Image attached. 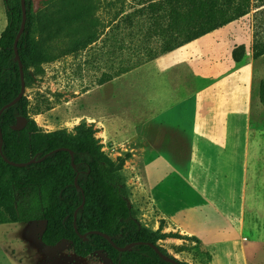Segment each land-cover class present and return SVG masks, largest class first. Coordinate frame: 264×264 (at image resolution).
<instances>
[{
  "label": "rangeland",
  "instance_id": "rangeland-1",
  "mask_svg": "<svg viewBox=\"0 0 264 264\" xmlns=\"http://www.w3.org/2000/svg\"><path fill=\"white\" fill-rule=\"evenodd\" d=\"M141 1H40L42 15L73 19L37 35L49 60L30 68V117L42 131L92 124L102 150L125 158L135 222L171 234L157 241L169 256L264 264V53L252 57L253 43L264 45V6L161 53L156 39L143 37ZM127 14L136 17L132 27ZM5 25L0 0V32ZM150 53L156 57L148 60ZM128 62L136 65L120 73ZM181 63L188 90L167 96L179 85L171 71ZM43 228L42 220L0 224V264H112L102 251L76 255L67 240L43 244Z\"/></svg>",
  "mask_w": 264,
  "mask_h": 264
},
{
  "label": "trees",
  "instance_id": "trees-1",
  "mask_svg": "<svg viewBox=\"0 0 264 264\" xmlns=\"http://www.w3.org/2000/svg\"><path fill=\"white\" fill-rule=\"evenodd\" d=\"M40 1L43 5L55 2L25 0V26L17 43L25 87L33 81L30 68L49 60L37 35L51 34L53 29L58 33L73 19L66 12H61L60 17L57 11L42 15ZM3 3L6 25L0 32V107L15 97L21 84L13 48L22 19L21 2L3 0ZM140 5L138 16L146 21L144 39H156L159 51L164 53L243 17L255 7L264 6V0H142ZM135 18L127 14L123 22L132 27ZM85 45L86 42L82 47ZM263 53L264 45L255 41L252 57ZM154 57L155 53L146 56L148 60ZM240 57L241 54L235 55V60ZM135 65L128 62L120 73ZM259 99L264 105V80L259 84ZM28 105L24 94L0 115L3 137L0 224L42 220L43 244L55 246L67 240L80 257L102 251L112 264H173L148 244H156L167 254L157 241L171 234L140 226L133 218L134 212L127 201L130 192L122 173L125 158L113 159L102 150L92 124L80 122L71 131L65 128L42 131L30 117ZM18 116L26 118L25 126L13 130L11 126ZM50 151L41 161L25 166H15L5 160L24 162L33 157L37 160ZM127 245L130 246L119 249ZM174 259L178 264H186Z\"/></svg>",
  "mask_w": 264,
  "mask_h": 264
},
{
  "label": "water",
  "instance_id": "water-1",
  "mask_svg": "<svg viewBox=\"0 0 264 264\" xmlns=\"http://www.w3.org/2000/svg\"><path fill=\"white\" fill-rule=\"evenodd\" d=\"M21 2V9H22V19H21V24H20V27H19V30L18 32L16 33L15 35V38H14V42H13V48H14V59L18 62V65H19V71H20V79H21V84H20V89L18 91V93L15 95V97L10 100L9 102L5 103L4 105H2L0 107V115L2 113V111L9 107V106H12L13 104H15L23 95H24V91H25V81H24V73H23V67H22V62L20 60V57L18 55V49H17V43H18V39L21 35V33L23 32L24 30V26H25V20H26V12H25V0H20ZM25 123H26V118L23 117V116H18L17 119H16V122L15 124H13L11 126V128L13 130H20L22 129L24 126H25ZM2 142H3V137H2V131H1V127H0V153H2L1 151V148H2ZM52 151L50 152H47L46 154H44L43 156H41L40 158H38L36 160L35 157L27 160V161H24V162H14V161H10L8 159H5L6 162L12 164V165H15V166H25L29 163H33L35 161H41L45 156L49 155ZM70 155H71V159L73 157V154H72V151H70ZM86 233L84 234H81V236H85ZM104 236L106 238H108V235L107 234H104ZM148 244L155 250V252L161 257L163 258L164 260L166 261H169V262H172L173 264H178L177 261L169 256L168 254H165L163 253L156 244H153L151 242H148ZM130 245H127V246H123L121 248H119L120 250H124L126 249L127 247H129Z\"/></svg>",
  "mask_w": 264,
  "mask_h": 264
},
{
  "label": "crops",
  "instance_id": "crops-1",
  "mask_svg": "<svg viewBox=\"0 0 264 264\" xmlns=\"http://www.w3.org/2000/svg\"><path fill=\"white\" fill-rule=\"evenodd\" d=\"M229 24V23H228ZM226 26V25H225ZM224 27V26H223ZM222 27H220V28H218V29H221ZM218 29H216V30H214V31H212V32H209V33H207V34H205V35H203V36H201V37H199V38H197V39H195V40H193V41H191V42H189V43H186V44H184V45H182V46H180V47H178V48H176V49H174L175 51H178L177 49H184V47H187V45H190V44H192V43H194V41H197L198 39H200V38H202V37H206V36H208V35H211L212 33H214V32H216ZM171 51H173V50H171ZM171 51H168V52H171ZM165 53V52H164ZM164 71H162V73H163ZM166 73V72H165ZM187 74V71H184L183 69H182V63L181 64H179L177 67H175L174 68V70H172L171 71V75L172 76H174L175 78H176V80L178 81L179 80V85L175 88V89H170V88H168L167 90H166V95L167 96H171V97H173L172 95H175V96H179V97H181V96H183L184 94H186V92H187V90H188V88H186V89H182L181 87H182V84L184 85L185 83H186V75ZM195 75H196V72H195ZM195 77H198L197 75L195 76ZM185 87H187L186 85H185ZM196 89V88H195ZM193 90V89H192ZM197 91H198V89H197ZM170 97V98H171ZM181 110H182V108H181Z\"/></svg>",
  "mask_w": 264,
  "mask_h": 264
}]
</instances>
